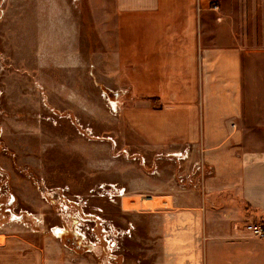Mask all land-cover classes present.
<instances>
[{"label":"rangeland","instance_id":"rangeland-1","mask_svg":"<svg viewBox=\"0 0 264 264\" xmlns=\"http://www.w3.org/2000/svg\"><path fill=\"white\" fill-rule=\"evenodd\" d=\"M106 3L0 0V234L37 264H165L162 217L177 199L199 207L202 246L239 206L233 191L206 190L199 145L157 150L130 125L140 99L158 104L112 78ZM262 222L242 217L249 232Z\"/></svg>","mask_w":264,"mask_h":264},{"label":"crops","instance_id":"crops-1","mask_svg":"<svg viewBox=\"0 0 264 264\" xmlns=\"http://www.w3.org/2000/svg\"><path fill=\"white\" fill-rule=\"evenodd\" d=\"M106 1L108 45L120 71L112 78L158 104L140 99V109L126 111L130 125L157 150L199 145L213 171L206 190L233 191L240 201L232 214L221 211L203 246L195 203L177 199L165 209V264H264V237L242 226V217L264 222V0H251L252 7L242 0ZM20 247L1 233L0 264H37L35 249Z\"/></svg>","mask_w":264,"mask_h":264},{"label":"built area","instance_id":"built-area-1","mask_svg":"<svg viewBox=\"0 0 264 264\" xmlns=\"http://www.w3.org/2000/svg\"><path fill=\"white\" fill-rule=\"evenodd\" d=\"M247 229L258 237H264V225L260 223H250L247 225Z\"/></svg>","mask_w":264,"mask_h":264},{"label":"trees","instance_id":"trees-1","mask_svg":"<svg viewBox=\"0 0 264 264\" xmlns=\"http://www.w3.org/2000/svg\"><path fill=\"white\" fill-rule=\"evenodd\" d=\"M262 224L264 225V222H262Z\"/></svg>","mask_w":264,"mask_h":264},{"label":"bare ground","instance_id":"bare-ground-1","mask_svg":"<svg viewBox=\"0 0 264 264\" xmlns=\"http://www.w3.org/2000/svg\"><path fill=\"white\" fill-rule=\"evenodd\" d=\"M151 199H149V201H150Z\"/></svg>","mask_w":264,"mask_h":264}]
</instances>
